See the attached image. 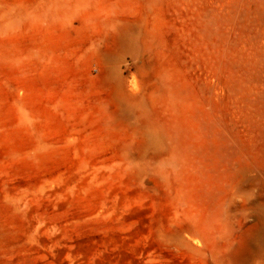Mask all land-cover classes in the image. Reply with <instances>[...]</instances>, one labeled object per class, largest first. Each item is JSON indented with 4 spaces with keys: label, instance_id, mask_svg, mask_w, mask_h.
Masks as SVG:
<instances>
[{
    "label": "rangeland",
    "instance_id": "374dc122",
    "mask_svg": "<svg viewBox=\"0 0 264 264\" xmlns=\"http://www.w3.org/2000/svg\"><path fill=\"white\" fill-rule=\"evenodd\" d=\"M0 264H264V0H0Z\"/></svg>",
    "mask_w": 264,
    "mask_h": 264
}]
</instances>
